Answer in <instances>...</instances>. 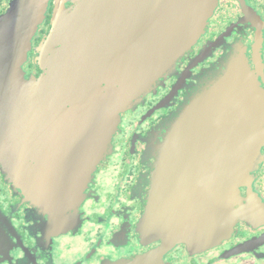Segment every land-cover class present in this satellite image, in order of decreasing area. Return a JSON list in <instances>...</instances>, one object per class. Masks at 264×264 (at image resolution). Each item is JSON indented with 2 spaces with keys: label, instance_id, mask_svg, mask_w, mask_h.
I'll return each instance as SVG.
<instances>
[{
  "label": "water",
  "instance_id": "1",
  "mask_svg": "<svg viewBox=\"0 0 264 264\" xmlns=\"http://www.w3.org/2000/svg\"><path fill=\"white\" fill-rule=\"evenodd\" d=\"M218 1L76 0L69 9L57 5L53 18L55 39L45 41L37 59L43 75L31 80L24 75L0 76V86L6 82L7 87L22 88L21 98L15 99L7 112L27 121L60 119L56 127L65 128V134L55 132L66 138L25 141L27 151L17 138L19 126L14 120L1 125L0 135V165L5 174L13 178L16 190L51 215L59 232H67L77 221L73 214L98 164L112 152L121 113L138 104L160 77L175 68L177 60L205 32ZM47 3L22 0L23 46L29 48ZM29 13L34 14L31 20L27 19ZM2 19L0 35L5 24L15 23V6ZM26 55L27 51L22 61L20 56L10 60L14 67L17 64V70ZM184 112L187 117L182 121L175 117L166 139L154 147L158 152L156 165L172 167L174 171L169 173L174 177L196 176L199 172L203 177L200 187L213 180L214 234L218 242L242 218H257L251 205L255 201H245L240 187L250 182L249 174L258 168L264 145V89L249 68L239 64L209 79L188 98ZM36 141L41 148L34 146ZM191 166L203 169L177 170ZM157 174L166 173L158 170ZM187 181L191 183L192 179ZM164 186L163 182L157 183L155 199L161 197ZM183 188L187 186L171 185L172 193H181ZM152 205L169 209L165 217L170 219L160 227V220L155 219L157 212L152 210L153 219L147 216L151 227L171 230L169 238L173 241L194 236V228L185 217L182 228L176 226L180 221L177 203L156 200ZM67 214L69 217L61 218Z\"/></svg>",
  "mask_w": 264,
  "mask_h": 264
},
{
  "label": "flooded vegetation",
  "instance_id": "2",
  "mask_svg": "<svg viewBox=\"0 0 264 264\" xmlns=\"http://www.w3.org/2000/svg\"><path fill=\"white\" fill-rule=\"evenodd\" d=\"M75 2L48 0L44 18L28 48L22 45V0H0V19L15 6V23L5 24L4 36L0 35V76L24 75L27 80L42 76L44 70L37 59L45 41L49 37L55 39V8L63 5L69 9ZM33 18V13L27 15L28 20ZM26 51L25 61L17 70V64L14 67L10 60L20 56L22 61ZM239 64L249 68L264 89V0H219L205 32L177 60L175 68L160 77L138 104L121 113L112 152L98 164L85 197L73 214L77 221L67 232H59L51 215L16 190L13 178L0 165V264H264V145L258 168L250 172V182L240 187L245 201H255L251 205L257 218H242L218 242L214 234V182L210 179L200 187L203 177L198 171L203 166L177 168L198 173L174 177L169 173L174 171L172 167L156 165L158 152L154 147L166 139L175 117L181 121L187 117L184 109L188 98L209 79ZM13 88L7 87L6 82L0 86V135L1 125L14 120L19 126L17 138L26 151L29 147L25 141L30 138H66L55 132L61 130L65 134L64 127H56L60 119L40 117L27 121L7 112L22 95V88ZM33 104L38 107L36 102ZM39 144L36 141L34 146L41 148ZM158 170H165L166 174L157 176ZM190 178L191 183L187 181ZM158 182H163L165 188L161 197L155 199ZM173 184L186 185L187 189L172 193ZM156 200L178 204L180 221L176 226L181 229L185 217L194 228L191 239L187 235L173 241L169 238L171 230L151 227L147 216H154L152 210L157 212L155 219L160 220V227H165V220L170 219L165 217L170 214L169 209L152 205Z\"/></svg>",
  "mask_w": 264,
  "mask_h": 264
},
{
  "label": "rangeland",
  "instance_id": "3",
  "mask_svg": "<svg viewBox=\"0 0 264 264\" xmlns=\"http://www.w3.org/2000/svg\"><path fill=\"white\" fill-rule=\"evenodd\" d=\"M80 205H81V204H80ZM79 207H80V206H79ZM79 207H78V209H79ZM45 224H46V226H47V220H46ZM0 236H2V235H0Z\"/></svg>",
  "mask_w": 264,
  "mask_h": 264
}]
</instances>
